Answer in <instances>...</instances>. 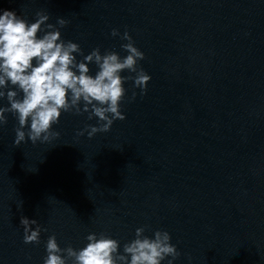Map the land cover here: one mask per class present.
Segmentation results:
<instances>
[{"label":"water","instance_id":"95a60500","mask_svg":"<svg viewBox=\"0 0 264 264\" xmlns=\"http://www.w3.org/2000/svg\"><path fill=\"white\" fill-rule=\"evenodd\" d=\"M3 10L69 21L62 39L84 55L126 56L127 31L151 80L144 94L127 81L126 118L91 138L77 133L97 118L62 112L57 139L15 147L18 121L5 114L0 264H43L53 234L81 249L104 232L122 253L140 227L171 235L173 264H264V0H0ZM21 216L47 229L39 244L23 242Z\"/></svg>","mask_w":264,"mask_h":264},{"label":"clouds","instance_id":"9594fccd","mask_svg":"<svg viewBox=\"0 0 264 264\" xmlns=\"http://www.w3.org/2000/svg\"><path fill=\"white\" fill-rule=\"evenodd\" d=\"M49 19L45 11H37L32 23L15 11L3 10L0 14V99L6 97L10 105L0 107V127L8 122L6 113L17 119L15 147L22 142L35 145L57 139L60 133L53 131V125L59 123L62 112H87L89 120L97 118V125L87 126L77 133L79 136L85 131L89 138L109 132L114 121L126 118L121 112L124 84L133 81V87L144 94L151 80L139 67L144 53L127 31L121 37L127 41L121 45L126 56L109 50L101 54L99 48L84 55L79 44L62 39L60 29L69 21L58 18V28L47 23ZM111 35L120 33L113 29ZM74 54L83 59L78 61ZM89 64L97 67L94 76L89 74ZM125 71L130 75H122ZM20 224L25 244H39L41 232L47 231L37 220L24 216ZM145 231V227L137 228L135 238L123 244L122 253L120 242L104 232L88 234L87 244L81 249L71 245L61 248L53 234L46 241L43 264H162L166 259L167 264H173L180 257L167 231L156 230L152 236L145 235Z\"/></svg>","mask_w":264,"mask_h":264}]
</instances>
